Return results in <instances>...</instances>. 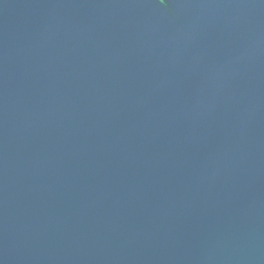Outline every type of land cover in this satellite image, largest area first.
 I'll return each instance as SVG.
<instances>
[{
  "label": "water",
  "instance_id": "95a60500",
  "mask_svg": "<svg viewBox=\"0 0 264 264\" xmlns=\"http://www.w3.org/2000/svg\"><path fill=\"white\" fill-rule=\"evenodd\" d=\"M0 264H264V0H0Z\"/></svg>",
  "mask_w": 264,
  "mask_h": 264
}]
</instances>
